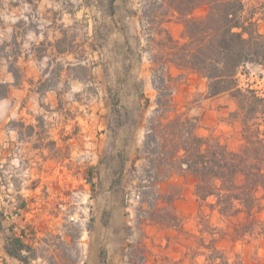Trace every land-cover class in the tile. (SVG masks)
Masks as SVG:
<instances>
[{
	"label": "rangeland",
	"instance_id": "rangeland-1",
	"mask_svg": "<svg viewBox=\"0 0 264 264\" xmlns=\"http://www.w3.org/2000/svg\"><path fill=\"white\" fill-rule=\"evenodd\" d=\"M140 2L116 5L122 29L116 32L109 0H0V63L14 71L17 84L24 77L19 58L39 74L30 79L36 92L23 100L22 115L6 125L15 139L0 146V264H205L203 255L194 256L205 249L199 245L202 224L192 178L175 174L142 193L138 185L150 183L141 170L145 161L132 168L156 96L147 53L141 63L132 57L126 74L124 33L135 43L140 25L137 20L132 35L125 17L139 11ZM166 27L180 39L182 22L172 19ZM169 73L176 112L188 110L200 118V134L238 147L239 125L227 121L236 107L231 96L205 98L204 79L183 76L176 66ZM238 80L264 90V69L249 64ZM50 87L57 90L53 97L44 92ZM115 105L122 111L118 127ZM156 190L178 194L179 226L150 219L168 221L167 203L156 199ZM209 224L227 232L215 230L213 237L230 263L264 264V234L233 239L229 221L212 215ZM203 235L206 242L212 238ZM18 237L27 263L7 252Z\"/></svg>",
	"mask_w": 264,
	"mask_h": 264
},
{
	"label": "trees",
	"instance_id": "trees-1",
	"mask_svg": "<svg viewBox=\"0 0 264 264\" xmlns=\"http://www.w3.org/2000/svg\"><path fill=\"white\" fill-rule=\"evenodd\" d=\"M113 1L109 0L111 14ZM140 3L139 11H134L140 25L136 39L138 45L142 40L144 44L137 58L140 60L147 53L156 96L144 138L132 159L133 170L137 160L145 161L141 170L150 181L149 185L138 187L146 193V186L154 189L175 174L192 178L198 223L202 224L199 245L205 249H198L195 255H203L205 264H218L215 261L219 258L223 264H237L230 263L225 252L215 245V230L227 232L212 228L209 219L218 215L229 221L231 225L227 227L232 229L233 239L264 234V219L259 217L264 211V90L249 83L240 85L238 80L239 73L245 72L249 64L264 69V0H141ZM197 10L202 11L198 16ZM172 19L183 23L180 39L173 37L166 27ZM125 45L127 74L136 52L128 40ZM170 66L182 70L183 76L194 74L204 79L205 98L225 93L231 96L236 107L227 121L239 125L238 147L231 148L221 136L200 134V118L189 115L188 110L176 112ZM0 88V97H5L7 85L0 83ZM118 101L116 98L115 104ZM144 106H150L148 97ZM113 114L115 127L122 126V111L116 105ZM121 158L119 180L124 171L125 157ZM156 193L158 201L167 203L168 221L150 219L162 225L179 226L180 217L174 209L178 194ZM161 209L157 205V210ZM205 232L212 235L208 242ZM15 240L14 250L7 247V252L27 263L21 254L24 242L19 237ZM101 257L104 260L103 254Z\"/></svg>",
	"mask_w": 264,
	"mask_h": 264
},
{
	"label": "crops",
	"instance_id": "crops-1",
	"mask_svg": "<svg viewBox=\"0 0 264 264\" xmlns=\"http://www.w3.org/2000/svg\"><path fill=\"white\" fill-rule=\"evenodd\" d=\"M120 1L121 0L113 1L114 11L112 14L110 13L113 25L115 27L114 31L116 32L120 30L122 31V29L118 25L119 23L118 18L115 17L116 13H118L117 6ZM134 11H132L131 14L125 17L126 21L130 24L129 27H130V31L132 35H136L138 33V30H137V20H138L137 16L138 15L134 13ZM137 36L132 37L133 39L135 38V43H134L132 39H130L131 37L126 32L124 33V40H123L122 45L125 48L126 55H127V52H126L125 43L127 40L131 48L136 52V56L138 52H140L138 51L139 45L136 39ZM126 55H125V58H126ZM19 60H22V71L24 74L23 81L21 82V84H15L13 73L8 69L6 65H3L0 63V83L6 84L8 87L7 95L5 97H0V146L15 139L14 133L6 131V125L11 118L20 117L22 115L23 110H25V108L27 107L25 105L26 103L25 104L22 103L23 100L27 98V94H32L33 92H36L30 87L31 83H33L31 82V80L39 79V76H38L39 74L38 72H35L36 70H35L34 64L27 63V59L25 58L23 59L19 58ZM137 60L139 61V63H141L142 58L140 60L137 58ZM132 61H133V58L131 60V63ZM44 92L49 97H53V95L57 92V90L55 87H50V88L45 89ZM31 97H34V95H31ZM197 210H198V207H197ZM0 245L1 246L3 245L1 244V241H0ZM198 255H201V254H196V255L194 254V256H198Z\"/></svg>",
	"mask_w": 264,
	"mask_h": 264
}]
</instances>
